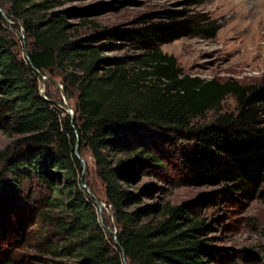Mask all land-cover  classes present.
Masks as SVG:
<instances>
[{"label": "trees", "instance_id": "16d2710c", "mask_svg": "<svg viewBox=\"0 0 264 264\" xmlns=\"http://www.w3.org/2000/svg\"><path fill=\"white\" fill-rule=\"evenodd\" d=\"M65 1L73 0H0L15 22L0 13V124L27 135L0 152V218L18 252L5 254L4 264H124L122 250L128 264H229L187 206L141 205L150 191L123 186L164 178L180 163L195 185L256 193L264 202V83L193 77L164 53L177 40L215 36L197 17L167 12L163 22L77 38L72 13L57 11ZM22 26L34 67L59 77L67 99L76 98L74 120L49 91L42 95L19 49ZM116 38L145 55L104 56ZM230 97L236 110L223 112ZM208 113L213 119L200 123ZM76 130L81 155L90 151L105 187L116 229L104 223L118 232L120 247L81 188ZM25 249L34 252L29 261L21 258Z\"/></svg>", "mask_w": 264, "mask_h": 264}, {"label": "rangeland", "instance_id": "374dc122", "mask_svg": "<svg viewBox=\"0 0 264 264\" xmlns=\"http://www.w3.org/2000/svg\"><path fill=\"white\" fill-rule=\"evenodd\" d=\"M230 2L231 0H73L65 1L57 11L72 13L71 22L78 29L77 38L95 35L103 30L120 31L163 22L167 12L197 17L207 26L217 29L214 37L183 38L163 45L162 51L174 56L185 73L193 77L217 79L221 82L234 79L247 85L262 84L264 16H261L264 14L256 15L251 12L250 4L253 0H234L237 6L232 9ZM258 12L264 13V10ZM21 33L22 30L18 33L19 49L24 56ZM104 51L103 55L111 58L145 55L144 51L130 46L121 38L111 41L110 48ZM43 90L45 94L49 91L53 95V101L59 108L63 109L67 101L74 112L76 98L67 99L59 77L46 76ZM235 110V100L230 97L223 103V112ZM213 117V113H208L199 122L211 121ZM26 136L8 134L0 124V152L13 150ZM82 156L89 169L86 181L91 187H88L106 204L105 187L96 175L95 161L90 151L83 150ZM171 164L166 176H160L164 178L143 177L131 186L124 185V189H133L140 194L149 190L151 195L142 194L141 205L169 203L173 206H187L193 218L205 220L204 235L224 263L264 264V202L257 194L250 192L227 195L223 185H195L187 178L180 163L176 167ZM135 208L136 206H131L129 209ZM102 218L116 229L110 208L105 207ZM5 229L0 218V264H4L6 255H18V252L10 250L11 239H5ZM33 254L30 249L20 251L21 258L27 261Z\"/></svg>", "mask_w": 264, "mask_h": 264}, {"label": "water", "instance_id": "95a60500", "mask_svg": "<svg viewBox=\"0 0 264 264\" xmlns=\"http://www.w3.org/2000/svg\"><path fill=\"white\" fill-rule=\"evenodd\" d=\"M0 13L2 14V16L4 17L5 21L8 23V25L10 26H13L15 25V22L11 20L10 16L0 7ZM22 31L23 33H21V38L23 39V42H24V57L26 60L29 61V63L31 64L33 70L37 73V75L39 76V78L41 79V82H42V85L40 86V91L42 93V95L44 97H46V94L43 90L44 88V84H45V80H46V76L43 75L40 71H38L34 65L32 64L31 62V59H30V55H29V51L27 49V46H26V35L24 33V28L22 26ZM59 86V85H58ZM63 94L65 95V92L63 91ZM65 106L63 107V109L69 114V116L72 118V120H74V112H72V106L70 104L67 103V101L65 102ZM76 133V137L78 139L77 141V145H76V148H75V155L76 157L81 161L82 165H83V172H82V181H81V188L84 190V191H88V193L90 194V197L91 199L94 201L95 205L97 206L98 208V211H99V223L101 225V227H103L106 231V233L110 236V237H113L117 246L120 247V244L118 242V232L116 230H113L111 229L110 227H107L103 221V218H102V213L106 207V204L104 202H102L101 200H99L92 192L91 190L89 189L87 183H86V180H85V177L87 176V172H88V164L86 162V160L83 158V156L81 155V152H80V144H79V134L77 132V130L75 131ZM122 253H123V260H124V264H128L127 263V260H126V256H125V252L124 250H122Z\"/></svg>", "mask_w": 264, "mask_h": 264}, {"label": "bare ground", "instance_id": "6f19581e", "mask_svg": "<svg viewBox=\"0 0 264 264\" xmlns=\"http://www.w3.org/2000/svg\"><path fill=\"white\" fill-rule=\"evenodd\" d=\"M225 1V0H224ZM244 1V0H243ZM254 2L252 3V4H250L251 5V8H252V10H251V12H253L254 14H256V15H261V14H264V13H260V12H258V10H264V2H262V0H253ZM255 1H257V2H255ZM240 2V1H239ZM227 3V2H226ZM245 3V2H244ZM230 4L232 5L231 6V9L232 8H235V6H237V5H235V4H237V3H235L234 4V0H231V2H230ZM229 4V5H230ZM264 15H262L261 17H263Z\"/></svg>", "mask_w": 264, "mask_h": 264}]
</instances>
